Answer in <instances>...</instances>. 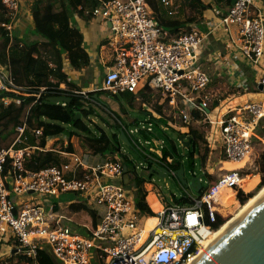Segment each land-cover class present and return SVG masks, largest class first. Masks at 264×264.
Listing matches in <instances>:
<instances>
[{"label": "built area", "instance_id": "2783aa9c", "mask_svg": "<svg viewBox=\"0 0 264 264\" xmlns=\"http://www.w3.org/2000/svg\"><path fill=\"white\" fill-rule=\"evenodd\" d=\"M33 1L40 3L43 0ZM99 1L92 15L108 22L109 66L105 68L100 87L89 91L72 90L61 84L63 96L76 94L88 98V93L96 91L120 95L136 93L147 86L166 100V105L181 124L189 125L191 113L198 112L201 118L192 126H202L204 130L207 127L205 138L209 146L215 142L217 129L218 148L225 159L240 161L251 152L257 138L258 122L264 119V103L249 100L242 106L214 114L213 96L208 90L211 78L199 61L208 34L200 26L191 24L187 32L170 37L168 31L153 19L147 0ZM160 2L171 7L169 0ZM2 3L10 18L1 26L11 36L19 0H2ZM253 4L254 0H236L226 10L214 9L208 26L222 28L235 51L253 69L259 70L264 47V20L253 11ZM169 14L173 11L169 10ZM228 79L224 77L222 82L228 83ZM260 84L264 85V76L257 83ZM0 91L3 94L0 103L4 105L11 101L18 104L22 100V87L5 68H0ZM6 94H10L9 98ZM145 127L141 124L130 127L127 134H136ZM146 128L150 131L151 124ZM17 130L14 141L0 148V247L7 246V257L0 258V264H8L11 257H15L14 263H19V257H23L21 264H38V248L48 249L59 264H186L220 228H214L217 219L225 220L231 207L235 206H223L225 197L232 193L236 201L240 194H246L242 187L244 172L238 168L221 170L220 160L218 176L209 177L207 186L199 193L194 195L186 191L187 202L165 204L150 215L136 206L134 189L124 187L120 159L112 160L107 156L102 163L86 166L76 154L56 150L72 162L33 170L26 164L30 150L37 147H16L23 140L24 125ZM33 132L36 137L41 135V129ZM146 143L149 144L148 159L165 166L157 160L163 141L152 139ZM139 166L141 171L148 168V164L136 163L137 172ZM70 173L73 176L68 177ZM65 193H78L92 208H98L95 226L91 225V216L87 212L89 221L75 222L76 228H81L85 235L70 226L78 213L69 214L66 205L74 199L65 206L61 202L48 201L20 207L26 199L31 200L33 194L51 198Z\"/></svg>", "mask_w": 264, "mask_h": 264}, {"label": "trees", "instance_id": "16d2710c", "mask_svg": "<svg viewBox=\"0 0 264 264\" xmlns=\"http://www.w3.org/2000/svg\"><path fill=\"white\" fill-rule=\"evenodd\" d=\"M43 1H45L43 6H38L39 3L36 1H33L30 5L33 32L40 39L28 42L17 36H9L5 28L1 26L2 23L8 22L9 18L6 14V8L0 0V68L8 70L16 84L23 89L22 100L18 104L13 101L7 105L0 103V122L9 118L13 119L10 131L4 132L0 128V148L9 146L18 134L17 127L24 125L23 140L17 143L16 147H37L30 155L29 162L26 165L33 170H39L49 165L60 166L64 162V158L60 153L52 147H46V142L50 137L65 134L70 139L76 136L84 152L94 155H106L111 157L112 160L120 159L123 166H126L129 179L139 190V193H137L140 198L138 206L147 214H154L145 200L147 191L144 189V183L146 179L135 170L137 162L129 157L130 153L124 150L125 145L119 139L118 129L122 127L128 132L130 127L138 126L140 122H145L146 127L151 124L150 131H147L145 127L140 129L138 133L129 136L134 147L130 149L142 160L150 161L148 159L149 144L146 141L152 139L162 140L161 156L157 157V160L165 164L170 171H176L183 160L186 159L189 170L193 172L195 171L197 159L199 164H202L206 157L205 153L201 157L195 158V155L199 153V144L201 142L207 143L205 130H201L202 126H192L196 120H200L201 116L196 111L191 113L190 124L185 125L188 127V132L185 134L191 138V146L185 154H181L178 141L169 138L162 128L163 126L169 127L175 135L180 133L169 126V117L163 115L166 100L161 99L160 94L157 93L156 100L151 103L153 92L147 86H143L136 93H123L120 95H108L103 91H96L88 93V98H84L82 95L70 94L68 96L69 101L65 102L64 105L62 101L58 103L49 102L48 98L50 97L63 96L64 90L60 88L61 84L72 90H81L79 85L68 78L64 70L63 55L68 59L73 69H80L88 62L87 53L81 45L82 34L71 24L70 17L72 14H76L82 19L91 20L93 18L92 12L100 1ZM75 1L79 2L81 9L77 8ZM147 4L157 25L167 30L170 37H176L187 32L191 24L198 22L197 14L199 10L211 8L226 10L231 5V0H186L184 5L192 10L194 14L193 17L183 20L172 18V15L169 14V10L172 9L165 7L160 0H147ZM102 93L115 101L114 108L107 105L104 98L101 97ZM6 95L9 96L10 94ZM2 96V91H0V98ZM138 98L141 103L150 105V109L141 107L143 111L148 112L145 116L146 119L141 121L135 118L130 123L125 124L120 114L126 112V108H132V102ZM122 101H128V107ZM36 129H41L39 137L34 135L33 131ZM256 131L261 138H264V119L258 122ZM12 134H14V138L10 139ZM162 136H165L164 139L161 138ZM263 148L264 145H261L256 151ZM72 151V146L69 143L66 152L70 153ZM168 159H171V161L168 162ZM223 159L225 157L222 153L218 161ZM149 167L150 165H148ZM71 176H73L72 173L68 174V177ZM206 176L207 178L210 177L209 174H206ZM263 186L264 177L257 184L255 192L240 194L239 202L243 205L237 211ZM174 199L178 203L187 202L184 193H181L179 198L174 196ZM66 207L69 213H89L91 225H96L99 218L97 210L92 208L90 203L80 194L76 193L74 201L67 204ZM236 212L227 216L225 220L218 218L214 228L222 226ZM79 221L76 216L70 226L78 233L85 235L86 232L81 228H76L75 222ZM14 259L15 257H11L8 264H21L23 257H19V263H14ZM24 260L30 261L25 258ZM36 261L38 264H59L46 248H38Z\"/></svg>", "mask_w": 264, "mask_h": 264}, {"label": "crops", "instance_id": "0c3cea01", "mask_svg": "<svg viewBox=\"0 0 264 264\" xmlns=\"http://www.w3.org/2000/svg\"><path fill=\"white\" fill-rule=\"evenodd\" d=\"M32 2L33 0H19L18 10L13 16L11 37L17 36L28 42H34L40 39L36 38L33 33V21L30 12V5ZM169 2L171 5L173 4L171 0H169ZM44 4L45 1H43L42 3L40 2L38 6H43ZM75 5L78 9H81V5L78 1H75ZM214 9L216 8L206 9L202 11L201 16L199 10L197 14L198 22L193 24L200 26L201 29L208 34L203 47L204 51L202 52L199 61L201 68H203V70L211 78V87L208 90L213 96V98H211L212 108L215 112L219 113L224 112L230 108L234 109L238 106H242L249 100H257L251 97L252 99H248L247 101L240 103V101L242 100V98H240V95H245V92H247L248 88L246 87V83L250 77H255L254 75L257 73V69H253L250 65H248L247 61L238 52L235 51V47L228 40L222 28L211 29V27L208 26V22L213 16L212 11ZM253 11L259 13L264 20V0H254ZM6 14L7 17L10 18V14L7 10ZM72 15L73 16L70 17V22L82 34L81 45L87 53L88 62L80 69H73L68 59L65 57V55H63L64 70L66 71L68 78L79 85L81 90L89 91L101 86L105 68L108 67L110 63L111 50L107 46L106 40V36L108 33V22L102 18H92L91 20H85L76 14ZM28 34L29 37L27 38L26 36ZM231 51L234 52V57H232V61L230 62L228 53H230ZM260 68L261 71L263 68ZM260 76L263 77L264 72ZM77 77L79 81H76ZM224 77H229L228 83L222 82V78ZM260 78L255 81V84L259 82ZM91 81H99V85L92 87L88 86ZM211 94L210 97H212ZM144 112L145 111H142V113ZM147 114L148 113L144 115L147 116ZM219 144L220 137L218 136V138L215 137V142L213 143V145L210 144L211 150L220 151L221 148H218ZM129 157L135 161L131 154H129ZM63 158L64 162H67L68 159L66 157ZM224 160L221 161V164ZM252 163L253 162H251V164L246 168L238 169H241L242 171L247 169L249 170ZM126 179H128V177ZM148 194L153 195L149 192ZM148 194L146 195L145 200L150 207L147 200ZM154 198L155 202H158L155 196ZM233 202L234 197L232 201L228 200V205L232 204ZM162 206V204H157L154 209H151V207L150 209L154 212L161 209ZM6 257L7 246L4 245L0 247V258Z\"/></svg>", "mask_w": 264, "mask_h": 264}, {"label": "rangeland", "instance_id": "374dc122", "mask_svg": "<svg viewBox=\"0 0 264 264\" xmlns=\"http://www.w3.org/2000/svg\"><path fill=\"white\" fill-rule=\"evenodd\" d=\"M171 1L173 2V4L169 8L174 11V13L172 14V18L178 19V20H183V19H186L188 17H193L194 12L190 9H187L188 7L184 5V1H186V0H171ZM34 36L39 39V36H37V34L34 33ZM26 37L28 38L29 34ZM228 56H229L228 58L231 59V60L229 59V61L231 62L232 57H234V52L231 51L230 53H228ZM234 61H235V59H234ZM260 67H262L263 69L261 71H260L261 68L259 70L257 69V71H256L257 73L254 75L255 77H250L248 79V81L246 83V87L248 89L246 88L247 92H245V95H242V94L240 95V98H242L240 103H243L244 101H247L248 99H252V98L257 99V100H261L264 103V92L258 90L257 89L258 85L255 84V81H257L261 77L260 75L264 72L263 56L261 58V66ZM76 81H79L78 77L76 78ZM98 82L99 81H91V83L88 86H91V87L97 86V85H99ZM156 94H157L156 92H153V96L151 97V100H152L151 103H153L156 100ZM6 97H8V96H6ZM101 97L104 98L107 105L114 108V106H115L114 102L115 101L112 100V98L107 97V95L104 93H102ZM8 98L6 99L7 102H9V100H10ZM122 102L124 103V105H126L128 107V101H122ZM141 107H147L148 109H150V105H145V104L141 103L139 98L135 99L132 102V108H126V112H122V115L120 114V117L124 121V123L128 124L135 118H137L141 121H144L146 119V117H145L144 113H142L143 110L141 109ZM214 114L218 115L217 112H215ZM163 115L165 117H169V119H170L168 121L169 126H172L174 129L178 130L180 133H187L188 132V127H186L184 124L180 123L177 115L174 114L173 112H171L170 107H168L167 105H165L163 108ZM12 124H13V119H11V118L5 119L4 121L0 122V128L3 129L4 132H8V131H10V126H12ZM140 124L145 125L146 123L140 122ZM163 129L165 130V134L169 138L176 139L178 141L177 136L172 132V130L169 127H165ZM202 129L203 128H201V130ZM207 130L208 129L206 127L205 128L206 135H207ZM256 130H257V128H256ZM218 134H219V131L216 129L214 132V135L217 138H218V136H217ZM255 134L259 138H255V141L253 142V155L250 157V159L247 162H245L242 166L239 167V168H246L249 166L250 162H253L249 170L248 169L243 170L244 177L246 175L250 176V179L248 180L247 183H245V182H244V184L242 183L243 184L242 187L244 188L243 190H244V192H246V194H248L250 192H255L257 184L264 177V148L256 151L257 148H259L261 145H264V138H261L258 135L257 131H255ZM206 135H205V137H206ZM165 136H162L161 138L164 139ZM12 138H14V134L10 135V139H12ZM69 143L71 144L72 150H73L70 153L76 154L80 158V162L83 165L90 166V165L98 164V163H102L104 160L107 159L106 155H94V154H89L87 152H84L83 148L80 145L79 139L76 136H73L70 139L65 134H61L57 137H50L46 142V146L49 145L57 151L58 150L64 151V150H67V146ZM178 143H179V149L181 151V154H183L182 146H181L179 141H178ZM2 145H3V143H2ZM219 146H220V144H219ZM124 150L132 155V157L135 159L137 164H140L141 166H146V163L144 162V160H142L135 152H133L126 145L124 146ZM33 151H34V149L30 150V155L33 153ZM186 152H187V149H185L184 154ZM205 153H206V157H205L204 161L202 162V164H199L197 158L201 157ZM221 154H222L221 151H213V150H211V147L209 146V144L201 142L199 144V153L195 155V158L197 159V161H196L195 171H193L194 174H192V172H190L187 160L186 159L183 160L185 178L189 181L193 175H198L201 172H204L205 175H203L201 177V184L203 187H206L208 184V178H207L206 174H209L210 178H214V177L218 176V174H219V172L217 170V164L219 162L218 160L220 159ZM69 156H71V155H68V157ZM67 161H69V160H67ZM69 162L71 163L72 159H70ZM219 165H220L221 170H225L221 163ZM141 170L142 169L139 166L138 173ZM246 177H248V176H246ZM144 178L146 179V182L144 183V189L147 191V194H148V192L153 194V195L148 194V197H147V200H148V203H149L151 209H154L157 206V204H162V205L173 204L175 202L174 196L176 198H179L181 196V193H183L181 186L175 181L174 177H172V176L166 175L165 178H158L155 175H153L152 178H147V177H144ZM123 183H124V187L127 190L134 189V191H133L134 202H135L136 206H138L139 202H140V198L137 195V193H139V190L135 187L134 183L132 182V180L129 179V177H128V179L124 178ZM257 192L255 194H257ZM193 194L196 195L195 192H193ZM154 196L156 197L158 202H155ZM74 197H75L74 193H65L59 197H51V198H45V197L40 196L38 194H33L31 196V198H29L31 200L27 201L28 199H26L24 201V203L22 205H20V207H26V206L34 205L35 203H48V201L49 202H55V203L61 202V205L65 206L67 204V202L70 201L71 199H73ZM232 204H235V206L231 207L230 211L227 213V216L232 215L234 212H236L243 205V204H240L239 200H236L235 203H232ZM96 209H98V208H96ZM74 216H73V218H74ZM89 218H90V216L88 214H86V212H80V213L78 212V214H77V220L89 221ZM93 264H96V263L93 262Z\"/></svg>", "mask_w": 264, "mask_h": 264}, {"label": "water", "instance_id": "95a60500", "mask_svg": "<svg viewBox=\"0 0 264 264\" xmlns=\"http://www.w3.org/2000/svg\"><path fill=\"white\" fill-rule=\"evenodd\" d=\"M235 1L231 0V4ZM257 88L264 92V85L260 84ZM69 99L65 96L48 98L52 103L67 102ZM146 113L148 112H144ZM118 136L123 144L134 148L129 135L122 127L118 129ZM176 136L184 154L185 149L191 146V138L185 133H177ZM145 163L150 167L147 171H139L142 177L172 176L181 186L183 193L186 191L199 193L202 189L201 177L205 173L193 175L188 181L184 176L183 162L176 171H170L167 167L153 161H145ZM126 170V166H123L125 179L128 177ZM193 264H264V190L250 199L249 205L243 212L237 213L230 219L227 228L219 229L212 234L209 248L205 249Z\"/></svg>", "mask_w": 264, "mask_h": 264}, {"label": "bare ground", "instance_id": "6f19581e", "mask_svg": "<svg viewBox=\"0 0 264 264\" xmlns=\"http://www.w3.org/2000/svg\"><path fill=\"white\" fill-rule=\"evenodd\" d=\"M253 155V149L251 150V152H249L242 160H240V161H236V162H233L232 160H230V159H225L224 161H223V163H222V166H223V168L225 169V170H230V169H235V168H239L240 166H242L245 162H247L249 159H250V157ZM250 164H251V162H250ZM249 164V165H250ZM246 176H248V177H246ZM245 177H244V180H243V184H244V182L245 183H247L248 182V180L250 179V176L249 175H246ZM264 190V186L257 192V194H255V195H259V194H261L262 193V191ZM254 195V196H255ZM253 196V197H254ZM253 197H251L250 199H252ZM231 200L232 201V199H233V194L232 193H229L226 197H225V200H224V202H223V206H228V200ZM250 199L247 201V203L239 210V211H237L230 219H232L237 213H239V212H243L244 210H245V208L249 205V201H250ZM230 219L229 220H227L222 226H220V228L219 229H225V228H227L228 227V225H229V221H230ZM218 229V230H219ZM217 230V231H218ZM216 231V232H217ZM215 232V233H216ZM211 238H212V236H211ZM211 238L210 239H208L206 242H205V244H204V246L201 248V250H200V252L196 255V256H194L190 261H188L186 264H193L194 262H195V260L200 256V254L205 250V249H207V248H209V246H210V243H211Z\"/></svg>", "mask_w": 264, "mask_h": 264}, {"label": "flooded vegetation", "instance_id": "af4514ba", "mask_svg": "<svg viewBox=\"0 0 264 264\" xmlns=\"http://www.w3.org/2000/svg\"><path fill=\"white\" fill-rule=\"evenodd\" d=\"M201 172V171H200ZM202 188H203V186H202Z\"/></svg>", "mask_w": 264, "mask_h": 264}]
</instances>
